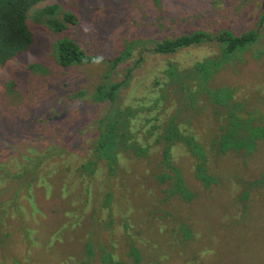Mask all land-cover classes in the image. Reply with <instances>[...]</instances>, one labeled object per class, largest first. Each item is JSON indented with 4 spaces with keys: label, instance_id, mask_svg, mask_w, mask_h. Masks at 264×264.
<instances>
[{
    "label": "rangeland",
    "instance_id": "1",
    "mask_svg": "<svg viewBox=\"0 0 264 264\" xmlns=\"http://www.w3.org/2000/svg\"><path fill=\"white\" fill-rule=\"evenodd\" d=\"M51 3H60L63 12L75 13L79 23L58 32L45 21H37L36 12ZM263 13L264 0H45L36 4L28 12L36 42L0 66V132L22 121L19 131L33 135L5 132L1 138L5 146H0V264H104L102 248L112 249L111 244L127 264H264V187L254 184L264 176V137L252 150L238 145L223 151L219 144L229 110L241 120L250 117L255 124L261 120L264 124V24H259ZM160 17L157 27L155 18ZM258 29L254 43L231 57H226L224 44L209 41L173 55L149 53L150 58L134 73L133 83L150 85L163 76L167 84L164 77L169 75L170 60L179 70L199 63L210 67L198 93L187 87L188 80L177 77L184 97L174 95L173 99L184 110L181 122L192 123L191 130L210 157L208 169L217 183L205 187L195 178V158L182 145L174 147L173 156L195 193L189 202L169 203L156 196L158 155L150 157L153 162L124 159L116 173H110V184L104 163L96 178L85 183L78 179L77 170L97 137L93 122L106 102H75L70 95L82 84L91 95L108 67L102 61L65 70L51 56L55 41L72 38L87 54L109 58L137 37L163 40L198 30L240 35ZM100 42L104 44H95ZM133 51L138 54L136 48ZM205 61L217 62L207 66ZM32 63L41 65L45 74L38 76L27 69ZM128 63L118 66L113 79H122L121 69ZM65 78L72 83L65 86L71 88L68 110L54 119L34 112L35 107L54 104L56 90L50 87L65 83ZM10 80L17 81L14 88L6 85ZM32 82L36 91L30 89ZM142 85L128 90L125 101L142 94L152 96V89L143 93ZM196 96L197 107L191 104ZM67 136L73 137L66 145ZM50 151L54 155L36 170L31 164L32 174L23 165L24 159L16 158L22 154L37 158ZM36 172L42 177L37 178ZM108 196L111 201L105 207L106 202L99 200ZM86 199L94 202L85 208ZM182 223L187 225L184 232ZM131 236L142 250L140 262L127 254ZM88 242L94 256L83 263Z\"/></svg>",
    "mask_w": 264,
    "mask_h": 264
},
{
    "label": "trees",
    "instance_id": "2",
    "mask_svg": "<svg viewBox=\"0 0 264 264\" xmlns=\"http://www.w3.org/2000/svg\"><path fill=\"white\" fill-rule=\"evenodd\" d=\"M45 0H0V66L6 64L10 60L20 57L24 52L29 51L36 42L34 31L28 23V12L38 3ZM62 11L60 3H51L39 9L34 18L39 21H45L51 29L62 31L67 25L79 23V17L73 12L62 11V18H59V13ZM162 17V16H161ZM156 19V26L159 27L161 19ZM260 26L264 24V13L259 20ZM129 27V26H128ZM162 27V26H161ZM261 28V27H260ZM258 30L248 31L240 35L231 34L228 31H220L214 35L209 34L204 30H198L193 33H184L176 37L165 38L163 40H152L137 37L126 41L124 37V48L115 52L113 57L103 58L97 54H87L80 44L72 38L58 39L53 43L52 58L61 68H69L81 66L85 64H97L104 61L108 67V72L101 75L100 79L92 88V94L89 95V89L79 86L70 97L76 100L86 99L93 104L105 103V110L94 120L93 124L97 127L96 139L91 142L90 152L83 160V163L78 168V179L81 178L83 183L87 179L96 178L99 174L98 170L102 171V163L108 167V178L111 183V174H115L119 167L124 162V159H150L153 162L152 156H157L156 161L159 170L155 172L154 181L159 188H156L155 194L160 201L175 203L179 199L191 201L195 197V193L189 188L187 179L183 177L180 166L175 162L173 149L175 146L185 147L189 153L195 158L194 176L205 187L217 183V179L209 172L208 163L210 157L201 146L199 137L191 130L192 123L185 121L183 124L180 120L183 108L175 103L173 96L179 95L184 97L178 87L177 77L183 80H188L187 87L192 88V92H199V84L206 82L208 75L211 73L210 67L199 63L195 66H190L182 69H177L173 60H170L171 69L168 76L164 77L168 83L162 82L161 78H156L150 85H142V81L133 83L134 73L140 67L143 60L150 58L149 53L173 55L183 48L197 46L209 41H217L225 45V51L228 53L226 57H231L232 54L244 48L248 43H254L259 34ZM128 33V32H127ZM95 44H104L103 42ZM136 48L138 54L133 51ZM136 58H133V57ZM128 63L121 72L124 74L122 79H113V72L117 70L121 63ZM217 62V61H214ZM213 61H205L207 66H210ZM197 67V69H195ZM38 76H43L45 72L39 64L32 63L27 68ZM67 70V69H65ZM17 84L16 80L6 82L10 88H14ZM72 85L65 78V83H57L50 88L56 90V100L49 107L40 109L35 107L34 112L40 111V116L60 117L59 114L68 110L70 105L69 92L71 88L65 86ZM142 85L143 93L147 89H152V96L142 94L139 98L133 97L125 101V94L128 90ZM31 90L36 91V86L32 82ZM154 90V91H153ZM30 91H27V95ZM193 94V93H191ZM196 95V94H193ZM147 96V97H146ZM170 97V99H168ZM192 98V97H191ZM198 96L192 98L191 104L197 100ZM228 102V98H224ZM104 104V103H103ZM81 106L82 104H77ZM50 108V110L48 109ZM61 109V111H57ZM49 111L54 113L49 114ZM34 117L33 120H37ZM227 120L226 132L223 133L219 144L223 151L230 147L247 146L252 150L257 145L258 140L264 137V124L254 123L250 117L241 120L236 113L229 112L225 118ZM18 121V120H17ZM220 121L222 119L220 118ZM10 123L6 125L0 132V146H5L1 142L4 133L7 132L13 135L22 134L19 131V123ZM221 124V122H220ZM1 126V125H0ZM242 128V129H241ZM23 135V134H22ZM33 136L32 134L23 135ZM66 145L72 141V137L67 136ZM7 141V139H5ZM60 144H64L60 143ZM10 146V143L6 144ZM48 154V155H47ZM47 154H40L37 158L27 156L25 154L17 155L22 158L23 165L30 171V166L33 164L36 170L44 161L54 155V151ZM56 154V153H55ZM101 164V165H100ZM37 178L42 175L36 172ZM20 177V176H19ZM262 179H257L254 184L264 187V176ZM247 196V192H245ZM108 199L99 202H106L105 207H108ZM85 208L94 202L89 199L84 201ZM93 218H98L96 214H90ZM183 232L186 230V224L182 223ZM128 228V224L126 225ZM187 241L183 240L182 243ZM112 249L103 247V262L104 264H127L125 260L120 259L114 251V244H111ZM127 254L137 262H140L139 256L142 254L140 246L135 243L133 236ZM94 256L93 246L90 242L87 244L86 256L83 258V263H89Z\"/></svg>",
    "mask_w": 264,
    "mask_h": 264
}]
</instances>
